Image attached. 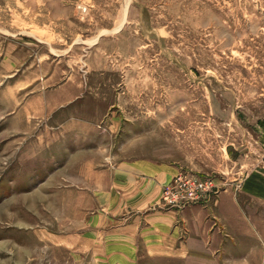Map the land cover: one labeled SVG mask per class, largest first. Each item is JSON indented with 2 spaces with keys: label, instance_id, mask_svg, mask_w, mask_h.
Wrapping results in <instances>:
<instances>
[{
  "label": "rangeland",
  "instance_id": "rangeland-1",
  "mask_svg": "<svg viewBox=\"0 0 264 264\" xmlns=\"http://www.w3.org/2000/svg\"><path fill=\"white\" fill-rule=\"evenodd\" d=\"M141 160L178 172L115 212V164ZM179 174L226 220L203 200L172 209L175 254L145 220L126 243ZM0 264H264V0H0Z\"/></svg>",
  "mask_w": 264,
  "mask_h": 264
},
{
  "label": "crops",
  "instance_id": "crops-1",
  "mask_svg": "<svg viewBox=\"0 0 264 264\" xmlns=\"http://www.w3.org/2000/svg\"><path fill=\"white\" fill-rule=\"evenodd\" d=\"M66 84L67 82L62 85L65 92L68 90V86ZM52 95L53 94L50 93L46 98L43 97V100L38 99L40 103L41 101L43 102V110L46 109L44 111H50L53 113L57 107L67 105L72 99V95L67 93L61 96L56 102L55 100L53 101L51 99ZM125 166L126 164L122 165L118 162L115 164V189L113 188L112 191L115 190V212L119 213L128 211L129 208L137 209L139 208L141 202L147 200L148 196L145 190L137 189L134 186L136 181H139L141 183H143L144 181L147 185L154 184L155 186L160 187L163 186L164 183L171 181L178 172L176 166H164L163 164H158L149 160L137 161V165L134 167ZM122 168H126L127 170L124 171L122 170ZM120 189H122V191ZM157 192H159V190ZM120 194L122 196H120ZM219 196L220 198L218 200H212L211 203L207 200L205 201H207L206 203L210 204L214 203L213 207L216 208V214L212 213V216H214V218H220L221 220L223 218V220L225 221L226 211L224 207L228 204V197L227 195L223 194ZM222 196H225V198ZM210 204H207V206L210 207ZM193 208L195 209V207ZM172 209L184 208H170V210L165 209V211L167 210L164 213L165 215L156 222L149 220L148 215L143 217L137 214L138 216L134 218V215H136L134 213L129 216L127 218L129 219V222L126 228L128 230L131 229V232H129V236H127L126 243L129 242L128 244L130 245H135V243H137V230L140 229L141 221L145 220L149 225L147 224L146 226H143L141 228L142 230L140 232V236L142 237V243L146 245V249L148 251L150 250L155 253L165 252L167 254H175V252H177L176 250H180L179 248L183 249L184 241L180 240L177 223L178 220L184 218V213L182 214V212L179 213L178 211ZM193 220L195 219H192V221ZM137 221L138 224L136 223ZM149 229L150 231L155 232V236L152 234H143L144 231H147Z\"/></svg>",
  "mask_w": 264,
  "mask_h": 264
},
{
  "label": "built area",
  "instance_id": "built-area-1",
  "mask_svg": "<svg viewBox=\"0 0 264 264\" xmlns=\"http://www.w3.org/2000/svg\"><path fill=\"white\" fill-rule=\"evenodd\" d=\"M181 175L184 174H179L171 183L168 193L164 194L165 203L173 208H185L190 203L208 200L209 193L216 188L211 179L196 175L185 178Z\"/></svg>",
  "mask_w": 264,
  "mask_h": 264
}]
</instances>
